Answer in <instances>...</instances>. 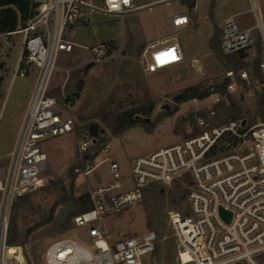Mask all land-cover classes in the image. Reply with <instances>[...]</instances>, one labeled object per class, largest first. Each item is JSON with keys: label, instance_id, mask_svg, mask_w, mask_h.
Here are the masks:
<instances>
[{"label": "built area", "instance_id": "built-area-1", "mask_svg": "<svg viewBox=\"0 0 264 264\" xmlns=\"http://www.w3.org/2000/svg\"><path fill=\"white\" fill-rule=\"evenodd\" d=\"M184 2L193 4L175 11L170 9L175 29L192 26V13L198 0H154L140 5L137 0H32L33 15L18 32L26 35L25 64L38 74L10 153L6 180H0L6 203L40 191L53 181L47 174L49 160L40 143L75 131L74 120L67 111L74 103L65 94L68 79L62 87H52L49 81L51 74L59 69V54L75 51L72 38L82 20L91 14H102L124 22L129 14ZM221 31L224 54L254 51L260 78H252L244 69L237 73L233 69L226 71L222 88L215 85L207 88L210 96L206 99L213 100L206 116L200 115L198 108L184 119L183 123L193 133L168 147L133 159L126 174L123 164L114 158L110 142H102L95 136L78 139L72 173L93 177L96 184L88 192L94 208L74 216L73 224L90 226L93 245L88 248L72 237L58 240L47 249L46 264H159L158 245L169 237L176 242L177 264H264V121L251 124L247 119H232L215 123L214 108L254 83L264 92V19L258 18L252 28H243L232 16L223 20ZM112 46H115L112 42L98 44L95 57L85 61L121 54V49ZM78 48L86 53L94 49ZM183 61L178 41L172 36L147 44L139 65L148 76ZM70 70L67 68V73ZM20 75L25 77V71ZM103 165H107L111 176L108 182L100 180L98 170ZM175 182L188 192V215L169 207L165 188ZM155 187L163 193L172 234L159 236L150 230L111 242L105 218L139 206L147 190L153 191ZM222 211L230 214V221ZM14 247L7 244V230L2 229L0 264H22L17 252L12 250Z\"/></svg>", "mask_w": 264, "mask_h": 264}, {"label": "rangeland", "instance_id": "rangeland-1", "mask_svg": "<svg viewBox=\"0 0 264 264\" xmlns=\"http://www.w3.org/2000/svg\"><path fill=\"white\" fill-rule=\"evenodd\" d=\"M151 1L154 0H137V4ZM221 1L223 0H198V9L194 12L198 25L180 31L170 26L171 10L192 5V2L174 3L171 7L158 5L151 11L129 14L124 22L117 17L102 14H91L82 20L72 38L76 45L75 51L72 54H59V69L51 74L49 81L52 87H62L68 79L65 94L74 103L67 111L75 123L74 132L40 143L49 160L50 169L47 174L53 181L40 191L10 201L6 219V196L0 189V239L2 229L5 228L7 244L9 240L15 242L12 250L17 252L22 264H46L44 257L49 246L67 237L92 248L90 226L75 227L73 218L82 205L81 198L88 194L96 180L72 173L78 153V139L92 136V125H97L100 130L96 138H100L102 142H110L112 154L123 164L126 174L133 159L188 138L193 130L185 126L184 119L198 108L201 110L200 115L206 116L207 110L212 107L213 99L179 104L176 102L178 96L191 88L200 92L211 85L222 88L226 71L230 69L237 70L236 73L244 69L252 78H260L254 64V51L226 55L220 46L217 51L212 50L210 43L215 27L219 25V18L213 19L211 11ZM246 4L250 7L251 1L246 0ZM251 16L256 23L255 17ZM22 28L23 26L11 33L0 32L2 182L6 180L10 153L17 141L38 74L35 69L25 64L26 35L18 32ZM172 36L182 45L186 60L196 56L200 59L199 63L193 65L184 61L177 66L145 76L139 65L145 43L151 39ZM105 42H112L115 45L112 48L121 49V54L111 58L105 56L99 61H85L91 60L93 51L86 53L78 48L97 47ZM85 53L87 56H84ZM67 68L71 69L69 73ZM21 71H25V77L20 75ZM150 103L154 105L153 111L145 116L140 110ZM232 103L240 112L237 118L247 119L251 124L264 121V109L260 107L264 105V92L255 83L250 87L245 86L232 99L216 105L215 123L234 118ZM129 110L138 112L135 115L140 116L139 119L135 118L138 125L123 135L114 137L105 121ZM152 127V132L146 130ZM107 169V165H103L98 170L102 182L111 180ZM160 190L158 187L153 191L147 190L145 200L139 206L105 218V226L112 241L141 235L150 230H154L159 236L172 234ZM165 191L170 199L171 210L179 211L181 215L190 213L188 192L180 184H170ZM176 251L175 240L172 237L165 239L158 245L159 264H177Z\"/></svg>", "mask_w": 264, "mask_h": 264}, {"label": "trees", "instance_id": "trees-1", "mask_svg": "<svg viewBox=\"0 0 264 264\" xmlns=\"http://www.w3.org/2000/svg\"><path fill=\"white\" fill-rule=\"evenodd\" d=\"M32 0H0V32L1 33H11L15 32L21 26H25L26 22L33 15L32 11ZM222 31L217 29L213 38L211 39V48L213 51H217L219 46L221 47L220 37ZM239 70V69H238ZM237 71V70H236ZM210 96V92L207 90L200 92L198 89L191 88L185 91L183 95H180L176 98V102L179 104H183L189 101L197 100H205ZM261 109H264V105L260 106ZM154 105L150 103L148 106H145V109H141L140 112L149 116L153 111ZM136 110H129L122 112L118 115L112 116L108 120L105 121V125L114 137H119L126 133L131 128L138 125V121H136ZM232 114L233 119H236L240 116L239 110L236 108L235 104L232 103ZM240 119V118H237ZM153 128H146L147 131L152 132ZM99 128L97 125H92L90 127V133L92 136L99 135ZM82 205L79 210L76 212V215L83 214L91 211L94 206L90 200L89 194H86L81 198ZM75 215V216H76ZM9 245H16L13 240L8 241Z\"/></svg>", "mask_w": 264, "mask_h": 264}, {"label": "crops", "instance_id": "crops-1", "mask_svg": "<svg viewBox=\"0 0 264 264\" xmlns=\"http://www.w3.org/2000/svg\"><path fill=\"white\" fill-rule=\"evenodd\" d=\"M250 1H251L250 7H248V5L246 4V0H223V1L219 2L218 4L214 5L212 8V11H211L212 17H213V19L216 17L219 18V23H218L219 25H217L215 27V32L217 29L221 30V25H222L223 20H225L229 17H232V16L235 17V19L238 21L240 26L243 28H252L256 24L253 22V18L251 15H253V17H255L256 21L258 18L264 19V0H260V1L259 0H250ZM260 2H261V4H260ZM197 9H198V4H197ZM192 19H193V24L191 27H193L194 25L197 26L198 24L195 21L194 12L192 13ZM170 26L172 27V29H174L176 31L188 29V28L175 29L172 26L171 20H170ZM191 27H189V28H191ZM161 39H164V38H161ZM155 40H160V39H151L150 41L145 43V46L147 44H149L150 42L155 41ZM178 44L181 48V51H182V54L184 57V61H188V60H186V55H185L184 50L182 48V45L180 44L179 41H178ZM199 61H200L199 57L193 56L188 62L192 63L193 65H196L195 63H199ZM109 240L111 242H113L111 240V236H110Z\"/></svg>", "mask_w": 264, "mask_h": 264}, {"label": "water", "instance_id": "water-1", "mask_svg": "<svg viewBox=\"0 0 264 264\" xmlns=\"http://www.w3.org/2000/svg\"><path fill=\"white\" fill-rule=\"evenodd\" d=\"M137 118L139 119L140 116H137ZM7 206H8V203H6L5 214H6V212H7ZM222 215L227 219V221H230V214H228V213L222 211Z\"/></svg>", "mask_w": 264, "mask_h": 264}, {"label": "bare ground", "instance_id": "bare-ground-1", "mask_svg": "<svg viewBox=\"0 0 264 264\" xmlns=\"http://www.w3.org/2000/svg\"><path fill=\"white\" fill-rule=\"evenodd\" d=\"M76 46V45H75ZM93 51V56L91 58V60L95 57V54H96V47H94V49L92 50ZM6 215H7V212L6 214L4 215V219H6Z\"/></svg>", "mask_w": 264, "mask_h": 264}, {"label": "snow or ice", "instance_id": "snow-or-ice-1", "mask_svg": "<svg viewBox=\"0 0 264 264\" xmlns=\"http://www.w3.org/2000/svg\"><path fill=\"white\" fill-rule=\"evenodd\" d=\"M125 2H127V0H125Z\"/></svg>", "mask_w": 264, "mask_h": 264}]
</instances>
